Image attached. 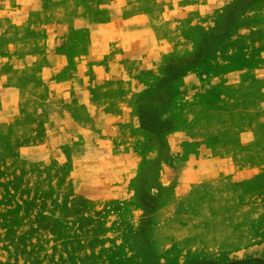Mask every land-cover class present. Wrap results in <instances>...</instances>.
Listing matches in <instances>:
<instances>
[{
  "label": "rangeland",
  "instance_id": "rangeland-1",
  "mask_svg": "<svg viewBox=\"0 0 264 264\" xmlns=\"http://www.w3.org/2000/svg\"><path fill=\"white\" fill-rule=\"evenodd\" d=\"M242 1L0 0V264H145L146 242L149 264H264V0ZM206 39L169 105L166 88L144 102L172 119V145L261 166L193 184L228 189L235 212L154 215L161 168L133 173L130 155L169 131L142 130L137 101Z\"/></svg>",
  "mask_w": 264,
  "mask_h": 264
},
{
  "label": "crops",
  "instance_id": "crops-1",
  "mask_svg": "<svg viewBox=\"0 0 264 264\" xmlns=\"http://www.w3.org/2000/svg\"><path fill=\"white\" fill-rule=\"evenodd\" d=\"M146 63L145 61V63L140 65H146ZM188 76L189 74L187 73L186 76L180 79H188ZM176 81H173V83ZM116 83L118 82H115V85ZM131 83V79L128 78L122 81V84L127 86L126 88H130ZM121 107H124L123 104ZM114 115L118 117L125 115L124 109H118V111L114 112ZM257 124L259 125L260 123L257 122ZM112 128L114 133H116L118 125L115 124ZM175 130L176 126L174 125L173 129L166 134L165 137H169L167 138L169 144L165 149L149 147L143 152L138 151L137 154L134 152V157L132 153L130 155L132 157L129 168L131 167L133 173L138 166L153 162H158L161 168L157 181L161 187L167 188V191L163 193L157 203V207L152 211L154 215L156 212H200L202 210H205V212H235L234 197L232 193H228V189H226L225 194L222 193V200L217 201L218 198L215 199L208 195L203 196L196 193L194 185L199 183L202 177L204 179H212L220 172H222L220 179L223 177L234 179L236 176L240 179L248 178V175H250L248 170L261 165H250L249 162L236 161L234 156L232 158L231 156L223 155L221 150L214 145L208 147L202 144L192 146L172 145L170 142L171 137L176 134ZM114 153H118L116 148ZM211 170H215L212 171L213 175L206 177ZM203 173L207 175L204 176ZM118 181L119 184L122 183V181ZM191 190L195 191L194 196L189 195ZM241 201L244 203L245 199L242 198ZM155 247L159 248L161 245L155 243Z\"/></svg>",
  "mask_w": 264,
  "mask_h": 264
},
{
  "label": "trees",
  "instance_id": "trees-1",
  "mask_svg": "<svg viewBox=\"0 0 264 264\" xmlns=\"http://www.w3.org/2000/svg\"><path fill=\"white\" fill-rule=\"evenodd\" d=\"M256 0H243L242 6L240 10H244L247 6L255 2ZM235 6H228L227 11L229 13L225 16L227 21L232 20L236 21L237 12ZM218 33V26H215L211 32V39H214V36ZM222 36L218 35L215 40L220 39ZM214 40V41H215ZM208 43V39L203 41V44L199 47L198 51L195 53L193 59L186 65H168L163 69V77L160 78L157 82H155L149 89L145 90L137 101V118L139 126L142 130L150 133H154L160 135L164 132H168L173 129V121L171 118H161L160 113L158 111H154L147 107V103L144 100H149L151 102L152 98L163 88H166L167 91V99L163 104V108H166L170 103L171 98V84L173 81L178 80L187 75L189 69L198 65L200 58L207 52L209 47H205ZM214 42H212L213 44ZM147 247H149L150 252L143 251V258L145 260V264L150 263V258L155 255L153 248L149 242H146ZM144 250V249H143Z\"/></svg>",
  "mask_w": 264,
  "mask_h": 264
}]
</instances>
